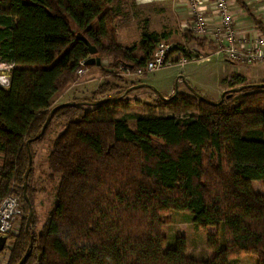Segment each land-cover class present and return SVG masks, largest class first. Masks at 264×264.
<instances>
[{
    "label": "trees",
    "instance_id": "trees-1",
    "mask_svg": "<svg viewBox=\"0 0 264 264\" xmlns=\"http://www.w3.org/2000/svg\"><path fill=\"white\" fill-rule=\"evenodd\" d=\"M112 2L0 0V63L11 66L8 86H0V200L17 187L23 226L27 143L33 154L32 145L54 121L64 126L48 157L60 175L55 204L40 233L23 228L20 236H8V264L26 253L23 264H234L244 256L264 264V196L251 186L264 188V89L235 77L229 88L244 89L218 106L192 95L157 97V106L174 113H197L139 117L133 129L115 118L127 100L95 107L103 99L74 101L55 110L37 138L53 98L81 68H92L84 65L90 56L82 38L100 59L133 68L143 67L158 43L169 42V33L144 30L137 44L120 45ZM180 38L184 44L175 43L172 52L183 58L185 47L203 44L191 31ZM30 179L31 169V204ZM170 211L188 214L206 231V247L215 253L210 260L188 258L184 238L164 248L161 216Z\"/></svg>",
    "mask_w": 264,
    "mask_h": 264
},
{
    "label": "rangeland",
    "instance_id": "rangeland-1",
    "mask_svg": "<svg viewBox=\"0 0 264 264\" xmlns=\"http://www.w3.org/2000/svg\"><path fill=\"white\" fill-rule=\"evenodd\" d=\"M146 1L147 0H113L111 4L112 8L115 10L116 17L113 26L117 29L118 37L124 42L129 43L128 47L138 43L140 35L146 26L147 29L145 31L155 29L159 30V32H162L167 27L165 20H163L164 15L160 13L166 6L163 4L153 6L152 3L138 5V3H147ZM165 17H169V14H165ZM173 29L176 30V28ZM180 34L181 31L180 33L176 32V37H173L168 43L171 45L177 42L184 44L180 38H177ZM197 40L199 39L197 38ZM205 40L206 38H202L199 41ZM194 44L195 43L190 44L187 47L195 49V47L201 46ZM204 48L206 47L202 46V49ZM216 50L217 46L212 44V48L208 49L207 52L199 53L202 57L208 58V62L199 61L181 65L178 63L179 61H174L173 65L163 67L152 73H146L139 78H127L123 72L127 69L126 66L121 64L112 66L113 63L111 60L100 59L97 55L91 56L99 58L100 65L98 67L94 66L89 68L88 70L86 69L85 71L98 69L97 74L102 79L101 83H94V87L90 89L82 86L83 88L80 89H70L66 94L63 92L57 94L52 100L51 107H55L63 101L69 103L74 101L85 103L87 101H98L105 98H117L122 95L125 90L141 84L151 87V90L148 88H141L127 93L122 100H127L129 103L119 107L117 115L115 116L116 119L126 121L131 129L134 128L135 119L139 117L172 116L185 118L194 115L197 113L196 109H192L189 113L177 114L169 108L157 106L158 103L156 100L158 98L156 94L153 97L151 92L154 93L153 91L155 90L160 95L166 97L171 89L174 90L175 82L180 77L182 78L181 82L177 83L176 87L178 94H186L188 92V87H191V89L195 88L199 94L205 96L210 102H219L220 96L223 93H220L217 98L221 80L232 77L230 79L231 81L238 74L235 73L237 68V66H235L236 64L228 62L223 56L215 55L214 53ZM173 54L175 53H171L170 59ZM180 57H182V54ZM10 68V65L7 66L0 63V76H9ZM259 77L264 81V72L260 74ZM78 79L79 78H76L75 81ZM88 79L91 80L90 78ZM248 81L253 82L254 80L253 78H248ZM100 85L103 87L101 89L103 90V94H96ZM227 87L228 89L224 92L233 89L229 88V83ZM237 95H239V93H234L232 96L236 98ZM84 109H93V107L84 106ZM63 127L62 123L54 121L43 140L38 144H33V154H31V179L29 181L28 192L33 200L31 206L33 209L32 217L34 218V225L31 227L32 224H29V231L32 230L31 232L34 234H38L43 230L47 217L55 204V192L59 185L60 175L52 172L48 164V157L52 149V142L55 137L63 131ZM251 186L256 194L264 196V188L261 183L254 182ZM13 189L15 190L13 194L17 193V187L14 186ZM161 221L162 227L160 233L166 242L165 249L170 247L173 248L178 238H184L186 244L185 255L188 258L197 261H208L214 256L215 253L209 251L206 247V231L204 232V230L195 227L191 223V218L188 214L170 211L161 216ZM23 228H25L23 222L20 223L18 220L13 232L9 236H20ZM12 243L11 240L8 241L4 250L0 253V264H8L9 251L12 248ZM234 264H256V260L252 256H244L240 260L234 262Z\"/></svg>",
    "mask_w": 264,
    "mask_h": 264
},
{
    "label": "built area",
    "instance_id": "built-area-1",
    "mask_svg": "<svg viewBox=\"0 0 264 264\" xmlns=\"http://www.w3.org/2000/svg\"><path fill=\"white\" fill-rule=\"evenodd\" d=\"M204 1L189 0V11L192 16V24L189 29L193 36L198 39L213 36L217 46L214 54L223 56L232 64H264V32L260 36L250 34L245 38H240L235 30L234 16L227 0H214L213 9L215 17L218 19V25L213 28L210 19L202 11ZM173 49L174 46L169 43H158L150 60L143 67L127 68L123 71L125 76L139 78L146 73L173 65L174 61L170 59ZM186 52L187 57L178 62L181 65L206 59L193 51V48L187 47ZM84 73L85 70L81 68L76 77L79 78ZM8 84L9 76H0V86L7 87ZM20 215V201L13 192H10L0 200V237H8L13 232Z\"/></svg>",
    "mask_w": 264,
    "mask_h": 264
},
{
    "label": "crops",
    "instance_id": "crops-1",
    "mask_svg": "<svg viewBox=\"0 0 264 264\" xmlns=\"http://www.w3.org/2000/svg\"><path fill=\"white\" fill-rule=\"evenodd\" d=\"M231 9V12L234 16V26L235 30L237 31V34L240 38H245L248 35H261L262 32H264V2L263 0H227ZM147 3H138V5H146L152 3L153 6H156L157 4H163L166 6V8L163 11H160L161 14L164 15L163 20H165L166 28L162 32H166L170 34L169 41L173 39V37H176V32L181 33L185 30L190 31V26L192 24V16L189 11V0H147ZM214 0H205L203 2V8L202 11L204 15L210 19L211 26L213 28L217 27V21L218 19L215 17L214 9H213ZM169 14V17H165V14ZM114 23V22H113ZM114 29V34L116 41L122 45L123 47H128L129 43L124 42L118 37L117 29L112 26ZM173 28H176L173 29ZM147 29V26L144 30ZM147 32H155V33H162L159 32V30H151ZM181 34L177 36V38H180ZM181 39V38H180ZM201 40V39H199ZM183 41V40H182ZM181 41V42H182ZM139 42V41H138ZM179 43V42H178ZM212 44H215L214 37L210 36L209 38H206L205 41H203V44L200 47H195L193 51L197 53H205L208 51V49L212 48ZM195 45V44H194ZM207 45V46H205ZM176 46V44H175ZM174 46V48H175ZM202 46L206 47L202 49ZM199 48V49H198ZM181 54L175 53L173 54L171 61H180L183 58L180 57ZM203 61L208 62V58L204 59ZM237 66L236 68V74H238L236 77H241L245 80V83L248 85H254L259 84L261 82H264L260 79V74L264 72V64H245V63H235ZM250 67V68H248ZM252 68V69H251ZM88 70V69H87ZM90 72V73H88ZM98 69H91L90 71H85L84 75L79 77V79L73 83H71L64 91L63 93H67L70 89L73 88H83L82 86L90 89L94 87V83H101L102 79L97 74ZM88 74V75H87ZM234 77V76H233ZM90 78L91 80H89ZM180 78V77H179ZM232 77L222 79L219 83V90H218V96L220 93L226 91L228 89V83ZM235 78V77H234ZM248 78H253V82H249ZM181 79L179 80V83L181 82ZM184 82V81H183ZM141 85V84H140ZM97 88V86H96ZM149 89V88H148ZM187 89V88H186ZM195 90V88H193ZM138 89H135L133 91H136ZM151 90V89H150ZM132 91V92H133ZM184 95H191L189 90ZM130 93V92H129ZM185 93V92H184ZM61 94V93H60ZM64 94V95H65ZM152 96H155V93H152ZM173 94V90L171 89L166 96L168 98ZM202 95V94H201ZM203 96V95H202ZM157 97V96H156ZM206 98L205 96H203ZM74 99V98H73ZM69 103V102H60V104ZM58 106V105H57ZM33 148V145H32ZM8 241H10L8 239ZM7 241V243H8ZM6 243V245H7ZM1 253V252H0ZM1 257V256H0Z\"/></svg>",
    "mask_w": 264,
    "mask_h": 264
},
{
    "label": "water",
    "instance_id": "water-1",
    "mask_svg": "<svg viewBox=\"0 0 264 264\" xmlns=\"http://www.w3.org/2000/svg\"><path fill=\"white\" fill-rule=\"evenodd\" d=\"M82 40L84 41V43L86 44L87 46V50H88V53H89V56L90 58L84 63V65L86 67H98L100 65V59L97 58V57H91V56H94V55H97V49L92 46L86 39L82 38ZM127 68L129 69H132L133 66L132 65H127L126 66ZM179 80L180 78H178L175 82V88L173 90V94H172V97H175L178 93H177V83H179ZM245 86H239V87H236V88H233V89H230L229 91L227 92H223L220 96V100L219 102L215 103V102H210L209 100H207L206 98H204L201 94H199L196 90H193V88L191 89V87H188V90L189 92L198 100V101H201V102H205V103H208L209 105L211 106H218L220 105L221 103L224 102L225 99H230L232 97V95L234 93H239L241 92L243 89H244ZM246 87H255V88H261V89H264V83H259V84H254V85H248ZM141 88H151L149 86H146V85H136L135 87H131L127 90H125L122 95H120L119 97L117 98H108V99H103L102 101H100V103H95L93 104L92 106H97L98 104H102V103H117L119 101L122 100V98L129 92L135 90V89H141ZM156 96L162 100V101H170L169 98H166L162 95H160L158 92H156L155 90L153 91ZM72 103H64V104H60L56 107H54L52 109V111H50L48 117H47V120L46 122L44 123L40 133L38 134L37 138H40L44 132H45V129L46 127L48 126V124L50 123L51 121V117H52V113L59 109V108H63V107H67V106H71ZM26 152H27V156H28V165H27V169H26V172L24 174V178H23V183H22V190H23V199L28 207V215H27V219H26V223H25V231L27 233H29V224H30V221H31V218H32V214H33V209H32V206L30 204V201L26 195V190H27V178H28V174L30 172V169H31V163H32V157H31V152H30V147L27 143V146H26ZM8 241V237L7 236H1L0 237V252H2L6 246V243ZM28 256V253H26V255L20 260V262L18 264H23V262L25 261L26 257Z\"/></svg>",
    "mask_w": 264,
    "mask_h": 264
},
{
    "label": "bare ground",
    "instance_id": "bare-ground-1",
    "mask_svg": "<svg viewBox=\"0 0 264 264\" xmlns=\"http://www.w3.org/2000/svg\"><path fill=\"white\" fill-rule=\"evenodd\" d=\"M230 90V89H229Z\"/></svg>",
    "mask_w": 264,
    "mask_h": 264
}]
</instances>
